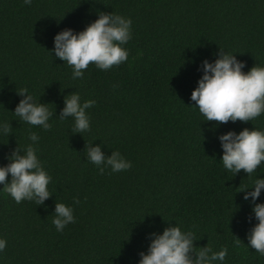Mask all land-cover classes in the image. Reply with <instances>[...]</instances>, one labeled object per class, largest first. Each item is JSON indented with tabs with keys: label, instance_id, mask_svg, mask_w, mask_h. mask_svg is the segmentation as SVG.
Here are the masks:
<instances>
[{
	"label": "trees",
	"instance_id": "16d2710c",
	"mask_svg": "<svg viewBox=\"0 0 264 264\" xmlns=\"http://www.w3.org/2000/svg\"><path fill=\"white\" fill-rule=\"evenodd\" d=\"M98 12L131 18L128 58L106 70L90 62L73 79L72 67L51 51L53 37L81 30ZM224 50L244 61L243 71L264 65V0H0V121L11 126L0 133V165L35 132L37 156L51 176L40 204L0 191L7 242L0 264H137L148 234L176 222L193 231L197 248L226 246L222 264H264L247 244L256 221L238 191L264 177V162L249 175L232 174L216 139L229 129L264 128V113L251 122L206 121L189 99L201 61ZM20 88L48 103L50 128L11 112ZM74 91L81 101L95 100L86 109L90 128L81 133L70 116L59 118ZM87 144L100 145L105 156L119 150L131 167L100 173L86 158ZM257 201L264 202V190ZM56 202L72 205L75 216L61 231L51 222Z\"/></svg>",
	"mask_w": 264,
	"mask_h": 264
},
{
	"label": "clouds",
	"instance_id": "9594fccd",
	"mask_svg": "<svg viewBox=\"0 0 264 264\" xmlns=\"http://www.w3.org/2000/svg\"><path fill=\"white\" fill-rule=\"evenodd\" d=\"M30 4L31 0H23ZM131 18L114 12H98L97 17L81 30L64 28L53 37L55 57L72 67V78L83 76L90 62L96 68L106 70L127 60L128 49L123 47L131 37ZM223 49V48H222ZM234 52H219L217 58L209 62L201 61V75L190 92L189 99L206 121L217 123L233 121H252L264 113V65L254 64L243 71L244 61L237 60ZM22 98L11 111L29 125H39L42 129L51 127L48 103L37 101L27 88L16 91ZM95 104L94 99L81 101L78 92L65 95L60 119L71 117L74 132H85L90 128V116L86 109ZM9 121H0V133H10ZM222 149L220 161L223 168L232 174L243 169L247 175L253 173L264 162V128L232 129L217 135ZM23 147L14 148L5 158L6 164L0 165V191L8 193L17 203L33 200L40 204L48 197L47 187L51 176L37 156L35 142L39 136L29 132ZM86 158L98 166V171L111 172L131 167L119 150L105 156L100 145H85ZM6 177H8L7 182ZM264 190V177L257 175L250 187H241L242 200L251 206V217L256 221L246 232L247 244L264 255V202L257 198ZM74 202L78 203V200ZM52 224L57 231L75 221L72 205L56 202L52 211ZM151 238L146 252H140L137 264H222L227 255L226 246L213 250L211 246H194V233L182 229L179 223L169 225L159 233H149ZM240 241V240H239ZM0 236V251L6 246Z\"/></svg>",
	"mask_w": 264,
	"mask_h": 264
}]
</instances>
